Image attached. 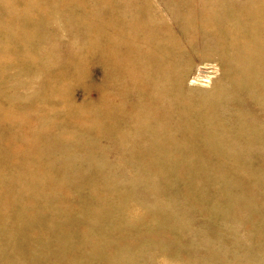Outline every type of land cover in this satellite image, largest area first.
Wrapping results in <instances>:
<instances>
[{
    "label": "rangeland",
    "instance_id": "374dc122",
    "mask_svg": "<svg viewBox=\"0 0 264 264\" xmlns=\"http://www.w3.org/2000/svg\"><path fill=\"white\" fill-rule=\"evenodd\" d=\"M0 264H264V0H0Z\"/></svg>",
    "mask_w": 264,
    "mask_h": 264
},
{
    "label": "bare ground",
    "instance_id": "6f19581e",
    "mask_svg": "<svg viewBox=\"0 0 264 264\" xmlns=\"http://www.w3.org/2000/svg\"><path fill=\"white\" fill-rule=\"evenodd\" d=\"M237 88H238V86H237ZM237 92H238V89H237ZM227 100H229L230 102H234L233 100H231V98L229 97V98H227ZM257 128V127H256ZM255 128V129H256ZM255 129H253V130H255ZM261 131V130H260ZM260 138V137H259ZM182 139H178V138H174V139H172V140H161V143H165V142H167V143H175V142H177V141H181Z\"/></svg>",
    "mask_w": 264,
    "mask_h": 264
}]
</instances>
